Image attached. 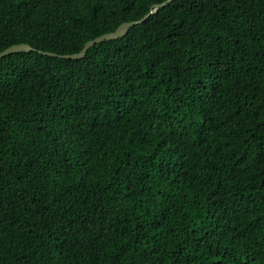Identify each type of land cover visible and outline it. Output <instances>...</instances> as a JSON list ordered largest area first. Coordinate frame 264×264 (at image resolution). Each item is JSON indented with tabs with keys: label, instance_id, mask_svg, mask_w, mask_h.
I'll use <instances>...</instances> for the list:
<instances>
[{
	"label": "trees",
	"instance_id": "trees-1",
	"mask_svg": "<svg viewBox=\"0 0 264 264\" xmlns=\"http://www.w3.org/2000/svg\"><path fill=\"white\" fill-rule=\"evenodd\" d=\"M0 0V264H264V0Z\"/></svg>",
	"mask_w": 264,
	"mask_h": 264
},
{
	"label": "water",
	"instance_id": "water-1",
	"mask_svg": "<svg viewBox=\"0 0 264 264\" xmlns=\"http://www.w3.org/2000/svg\"><path fill=\"white\" fill-rule=\"evenodd\" d=\"M168 1H170V0H164L160 3L153 4L151 6V9L146 14H144L142 17H140L139 19L128 21V22H122L113 31L101 34V35H99L93 39L85 41L83 43L82 47L80 48V50L76 53L64 54V55H56V54L51 53V52H42V53L50 55V56H58L60 58H66V59H79V58L83 57L86 49L89 46H91L92 44H95V43L100 42L102 40H111V39H115L117 37H121L128 30V28H130L131 26L143 21L149 14L153 13L157 8L163 6ZM30 50H31V47L26 43L13 44V45L6 47L2 51H0V58L5 56V55L14 53V52H20V51L28 52Z\"/></svg>",
	"mask_w": 264,
	"mask_h": 264
}]
</instances>
